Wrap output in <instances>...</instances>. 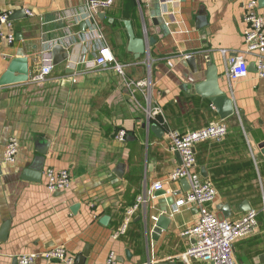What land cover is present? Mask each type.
<instances>
[{
    "label": "crops",
    "instance_id": "1",
    "mask_svg": "<svg viewBox=\"0 0 264 264\" xmlns=\"http://www.w3.org/2000/svg\"><path fill=\"white\" fill-rule=\"evenodd\" d=\"M85 1L0 0V11L25 14L11 21L14 42L0 39V77L13 57H27L29 67L26 82L0 86V231L7 224L0 237V264H17L20 253L58 245L74 264L85 249L83 264H104L111 252L116 264H211L181 257L193 243L183 232L199 214L195 206L174 210L186 187L168 180L181 159L170 150L167 131L223 122L222 141L194 147V170L216 190L207 208L227 221L259 210L264 202V78L248 54V74L229 80L222 52L243 49V6L249 0H113L96 22L123 75L111 65H94L101 43L85 19ZM255 1L264 18V0ZM125 21L135 38L144 39L147 54L136 58L129 50ZM55 45L67 53L56 64ZM48 64L52 70L43 83L31 82ZM209 70L232 102L233 112L225 119L199 89ZM142 79L147 87L133 91L128 86ZM153 107L161 115L150 117ZM120 130L123 141L116 139ZM12 136L19 148L8 163L3 151ZM47 168L68 171L70 188L48 191ZM155 182L162 189L114 238L126 209ZM158 215L170 221L153 238L145 219ZM232 253L235 264H264V216H258L250 235L233 243ZM36 262L58 264L41 257Z\"/></svg>",
    "mask_w": 264,
    "mask_h": 264
},
{
    "label": "built area",
    "instance_id": "2",
    "mask_svg": "<svg viewBox=\"0 0 264 264\" xmlns=\"http://www.w3.org/2000/svg\"><path fill=\"white\" fill-rule=\"evenodd\" d=\"M172 2V0H160V3ZM113 0H86L85 19L91 24L96 35V40L101 43L97 49V55L93 61L98 68L109 67L120 75H123V65L118 63L110 48L104 43V37L97 27V15L109 8ZM256 1L249 0L243 6V49L238 51L222 50L226 56V74L229 80H236L248 74V61L246 55L255 57L257 75L264 78V18L256 12ZM11 11H0V39L7 45H11L14 40L11 21L9 20ZM27 15L32 16L30 11ZM52 65L40 66L31 77V82L41 84L50 74ZM144 79L130 81L128 86L135 89H142L148 86ZM148 115L152 118L161 115L158 107L148 110ZM169 148L177 152L181 159V164L169 175L170 182L186 179L188 189L185 194L174 203V210L182 206H195L198 210V220L183 233L193 238L192 245L181 254V257L188 261L189 258L207 261L211 264H235L233 259V243L240 238L250 235L258 226V216H264V202L259 210H250L234 221H227L216 214L215 211L207 208V205L214 201L216 190L209 181L201 179L194 170L195 154L194 147L202 141L220 142L227 134V127L223 122H211L206 126L195 130L177 132L168 129ZM125 131L120 130L116 134V139L123 141ZM19 148L17 138L10 137L3 151V160L11 163L15 160ZM45 187L50 192L65 191L71 186V178L66 170H54L47 168L44 171ZM162 189L160 182L152 184L145 193L136 197L135 202L125 211L124 222L120 229L113 233V237L121 235L129 220L140 206L145 204L148 198L153 196L155 190ZM41 257L48 261H56L58 264H74V257L58 245L41 251H30L20 253L16 259L17 264H37V259ZM104 264H116L114 254L111 252Z\"/></svg>",
    "mask_w": 264,
    "mask_h": 264
},
{
    "label": "water",
    "instance_id": "3",
    "mask_svg": "<svg viewBox=\"0 0 264 264\" xmlns=\"http://www.w3.org/2000/svg\"><path fill=\"white\" fill-rule=\"evenodd\" d=\"M24 12H15L13 13L9 20L12 21L14 19H17L19 17L24 16ZM100 15V14H99ZM126 30L129 36V50L132 51L135 54V57L138 58L141 55L147 54V44L144 41V39H137L134 37V34L131 29V25L128 21H125ZM61 52V53H60ZM52 56H53V62L56 64L58 62H61L63 60L67 59V53L60 45H55L52 48ZM188 63H191V58L186 59ZM29 77V67H28V59L25 56H16L13 57L9 63L8 67L5 70V72L0 77V86L15 84V83H22L26 82ZM218 81L216 73L210 72V70L206 74V80L200 85V91L202 95L209 98V100L212 102L213 106L217 109L221 119H225L233 112L232 108V102L230 98L227 97L225 93H223L219 87H218ZM155 129V131L162 132L159 127L156 125H151L150 128ZM262 147V152L264 154V142L260 144ZM177 157H180L177 152H175ZM180 182L185 185L186 190L188 189V181L186 179H181ZM171 202L173 203V199H171ZM166 204L164 202H161L159 204V208L161 212H165ZM170 219L167 218L165 215H158L156 218L152 219L151 216H148L147 219H145V230L147 228L151 227V237H157V235L161 232V230H165L168 226ZM6 226L7 224H4L2 226V229L0 231V237L4 238L6 234ZM88 251L85 249L82 254L78 257V260L76 264H83L84 258L87 256Z\"/></svg>",
    "mask_w": 264,
    "mask_h": 264
}]
</instances>
